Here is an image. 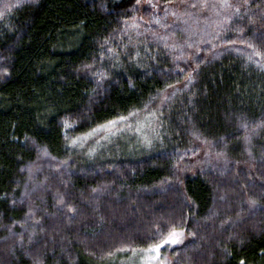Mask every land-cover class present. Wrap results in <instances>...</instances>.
Wrapping results in <instances>:
<instances>
[{
    "label": "trees",
    "instance_id": "16d2710c",
    "mask_svg": "<svg viewBox=\"0 0 264 264\" xmlns=\"http://www.w3.org/2000/svg\"><path fill=\"white\" fill-rule=\"evenodd\" d=\"M139 114L143 138L74 147ZM175 229V264H264V0H0V264Z\"/></svg>",
    "mask_w": 264,
    "mask_h": 264
},
{
    "label": "rangeland",
    "instance_id": "374dc122",
    "mask_svg": "<svg viewBox=\"0 0 264 264\" xmlns=\"http://www.w3.org/2000/svg\"><path fill=\"white\" fill-rule=\"evenodd\" d=\"M21 1L24 3L30 0ZM144 4L146 3L144 2ZM146 117L147 116L144 114H139L105 125L87 136L74 141L73 144L76 146L72 145L79 149L80 154L82 153L86 156H91L95 155L98 151H104L102 150L104 149L103 146L110 144L109 141H114L119 138H143L148 134L149 125L151 124L148 121L146 122ZM175 231L182 232V235L179 237V242L176 244L163 245L160 249L158 257L156 253L149 252L147 249L133 251L130 254H123L117 257V259L111 261L112 263L109 264H149V260L152 257L157 258L152 259L151 264H175V260L168 256V254H165V250H172L174 247L182 246L188 240V237L182 230L175 229Z\"/></svg>",
    "mask_w": 264,
    "mask_h": 264
},
{
    "label": "snow or ice",
    "instance_id": "6c2138e0",
    "mask_svg": "<svg viewBox=\"0 0 264 264\" xmlns=\"http://www.w3.org/2000/svg\"><path fill=\"white\" fill-rule=\"evenodd\" d=\"M182 235V232H178V231H171L168 233V236L167 238L163 239L162 243H158V244H154L151 248L148 249L149 252H154L157 254V257H158V254L160 252V249L163 245H166V244H176L179 242V237ZM157 257H152L150 258L149 260V264H151V260L152 259H156ZM241 264H243V262H241Z\"/></svg>",
    "mask_w": 264,
    "mask_h": 264
}]
</instances>
